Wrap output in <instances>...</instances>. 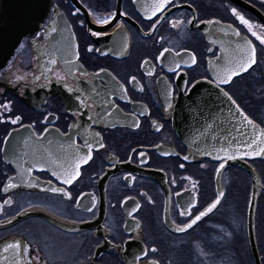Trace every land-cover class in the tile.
<instances>
[{"label":"flooded vegetation","instance_id":"1","mask_svg":"<svg viewBox=\"0 0 264 264\" xmlns=\"http://www.w3.org/2000/svg\"><path fill=\"white\" fill-rule=\"evenodd\" d=\"M141 1L140 7L134 0H54L70 25L74 43L67 45L55 36L50 13L0 71V83L14 88L0 91V222L33 208L75 224L93 225L66 231L30 215L0 227V244L16 237L26 246L30 242L24 254L30 264H151L153 260L256 264L255 256L264 264V159L249 155L238 157L241 165L228 163L225 143H218V152L205 155L183 142L172 122L179 93L205 80L236 101V115L238 105L255 127L264 128V45L231 13L236 8L254 25L264 26V0H173L175 6L151 23L145 19L151 14L145 13L151 0ZM113 12L108 24L97 22ZM176 21L181 23L173 27ZM229 25L253 41L258 62L218 87L217 70L236 46ZM165 49L169 51L162 56ZM193 55L196 64L191 63ZM48 56V68H41ZM52 81L66 84L71 93L65 100L56 92L41 101L28 100L29 94ZM210 115L212 123L225 118L219 110ZM17 116L21 120L12 124ZM216 130L222 134L221 126ZM216 130L212 124V134ZM20 139L33 147L30 157L45 156L47 161L23 178L21 166H30L29 159L12 163L22 155ZM86 143L92 145V159L81 165V175L72 185L63 184L62 177L52 175L59 171L53 161L71 162L76 148L86 158ZM9 178L17 187L5 192ZM51 188H63L71 198ZM253 188L251 241L248 203ZM218 196L220 202L212 212L186 232L175 231L176 225L190 222L179 215L182 209L194 218ZM9 199L11 203L5 204Z\"/></svg>","mask_w":264,"mask_h":264},{"label":"water","instance_id":"2","mask_svg":"<svg viewBox=\"0 0 264 264\" xmlns=\"http://www.w3.org/2000/svg\"><path fill=\"white\" fill-rule=\"evenodd\" d=\"M233 1L241 3L239 0ZM72 2H77V0H72ZM134 2L140 7L143 4L141 0H134ZM154 2L155 0H151L150 5ZM247 7L250 8L249 6ZM251 10L259 15L257 11L252 8ZM50 13H52L51 21L56 24V27L52 26V29L55 28L56 30L55 36L63 39L65 44L72 45V43H74V37L70 30V25L65 16L56 9L53 0H0V71L14 55L22 40L34 35L42 27L44 20ZM225 28L227 29V27ZM233 39L236 38L233 36ZM50 60V56H48L47 59L43 58L40 63L41 68L47 69V63H49ZM47 77L48 75L44 78L47 79ZM10 88H12L11 85L5 82L0 83V91ZM10 90H14V88ZM52 92L58 93L64 100L65 97L71 93L66 90L65 83L52 81L51 84L46 82V84L43 87L38 88L35 93L29 94L28 100L41 101ZM28 93L31 92L27 91V94ZM235 108L236 106L231 103L228 96H225L222 91L216 89L214 84L205 80H199L190 85L185 94L181 92L179 93L172 112L173 127L183 142H185L191 149H199V152H203L205 155H207L209 151L218 152V149L220 148L217 146L218 143H225L224 148L230 150V153L224 156L227 159V162L239 164L237 159L241 155L233 149L239 147L245 142H250L253 138V132L255 131L259 134V130L264 128H253V125H245L242 122L243 118L240 115H236ZM212 110H215L216 112L217 110L221 111L225 118L221 121L216 120L215 123H212L209 117L211 116L210 113ZM212 124L214 125L215 130L221 126L223 129L222 134H218L217 130L215 131V134H212ZM223 136H225V139L222 138ZM211 142H214L213 147L209 145ZM18 146L22 155L17 158L14 157L12 163H17L16 159H21L22 157L29 159L26 162L28 165H30V162H34L33 156L30 157L32 153L31 151L33 150L30 142L25 139H20L18 141ZM246 150L248 151L246 148L242 149V151ZM230 156L235 158H229ZM259 157L264 159V156ZM43 159L45 160L46 157L43 156ZM19 164H21V162H19ZM254 190L255 188L252 190L248 203V231L251 241L253 239V215L256 202ZM30 215L40 216L50 224L66 231L87 229L93 226L88 223L75 224L73 222L62 220L53 214L28 208L8 220L0 222V227L16 223ZM15 240H19V238L16 237L14 239L9 238L4 240L0 244L1 251L6 244ZM0 257H4L3 264H15V261L20 259L19 257H14L12 253H3ZM255 261L256 264H260L258 256H255ZM30 262H32L30 259L23 256L21 264H30ZM34 264L38 263L34 262Z\"/></svg>","mask_w":264,"mask_h":264},{"label":"snow or ice","instance_id":"3","mask_svg":"<svg viewBox=\"0 0 264 264\" xmlns=\"http://www.w3.org/2000/svg\"><path fill=\"white\" fill-rule=\"evenodd\" d=\"M170 6H175L173 4V0H155L153 4H151L149 7L145 8V13L150 11V15H145V19L148 22H152L153 18L157 17L159 14V17H163L165 12L169 11ZM232 15L239 21V23L247 29V32L250 33L251 37H254L256 41L259 42L260 45H264V26H259V25H254L252 22H250L248 19L245 18L244 15H242L240 12L237 11L236 8L231 9ZM116 15L115 12L111 13L108 17L104 19H98V23L101 24H108L112 18ZM124 15H127V13H124ZM159 23V19H157L156 23L152 24V28L155 29L157 27V24ZM181 22L176 21L172 24L173 27H177ZM189 24L193 23V21H188ZM210 23H219V21L211 22ZM121 25H117V28H120ZM231 29L232 35L236 38V46L234 49V54L231 56V58L228 59L227 63L219 68L217 70V75H216V81H218L217 86L219 87V84H229L234 77L239 76L241 73H246L248 72L258 61H257V51L256 47L253 44V41L249 39L248 37L244 36L239 29L232 28L231 25L228 26ZM255 28H260V31L254 30ZM55 31V29H52ZM93 35H100V33H93ZM210 50V49H209ZM89 51H92L91 48H89ZM169 49H165L164 52L161 53L163 56L164 53L168 52ZM196 57L193 55L191 57V63L196 64ZM52 63L54 64L55 61L53 60ZM147 63V61H145ZM143 66V65H142ZM179 67V65H177ZM103 71V69L101 70ZM172 71V69H170ZM151 74V73H149ZM82 75H86V73H82ZM19 79V77H18ZM132 82L135 81V77L131 78ZM214 81V83L216 82ZM123 88V86H121ZM225 96H228L227 92L223 93ZM228 99L231 101L232 104H236V101L233 100L230 96H228ZM83 103V101H82ZM85 106H87L85 104ZM114 106V105H113ZM5 108H8L7 105L4 106ZM237 112L239 115L243 118L242 122L245 125H253V128H255L254 121L250 120L247 116L244 115L242 111H240L239 106L237 105ZM91 119V117H90ZM21 120L20 116L15 117V119L11 120L12 124H17ZM138 126V124L136 125ZM31 127V126H30ZM45 132L48 131L47 128L44 129ZM12 135V133H9L8 136L4 138L5 142L9 140V137ZM32 136H36L35 133L31 134ZM98 135V134H97ZM39 137H37V140ZM85 147L88 148V153L86 154V158L79 156L78 153L80 151L79 148H76L75 153L72 154V160L69 162V160H60L56 159L53 162L55 163L57 169L59 171H53L52 175L56 176L58 179L61 177L63 178V184L67 185H72L74 181L77 180V178L81 175L80 168L82 164H86L90 159H92V145L90 144H85ZM100 147H103L101 144ZM248 149V151H242V149ZM234 151H237L240 153L241 156H264V129L259 130V134H257L255 131L253 132V138L250 140V142H245L239 147L233 149ZM221 151L227 152L226 149H221ZM48 157H52V153L48 152ZM229 158L234 159L235 157L230 156ZM185 160L188 159L187 156L184 157ZM219 159V157H217ZM47 163L41 157L40 160H35L34 162H30V166L24 168L21 166L22 171L20 173L21 177L23 178L25 174L27 176H31L33 173L34 168L38 164H43ZM183 167V165H181ZM224 167L223 164L220 165V169ZM220 169H217L219 172ZM41 171H44L45 169L43 167L40 168ZM31 186V181H25ZM17 187L16 184L11 182V178H9V183L6 185L4 191L7 192L9 188H15ZM50 191L52 192H60L63 193L64 195L68 196L71 198L70 193L65 192V189L63 188H51ZM224 193H220L219 196H223ZM219 196L215 201H213L209 206L204 210L201 211L198 215H196L194 218H192L189 215V212L187 209H182L179 212L180 216H187L189 218V223L183 224V226L176 225L175 226V231L176 232H186L188 229H191L193 225H195L198 221L201 220L202 217L206 216L208 213L212 212L213 209L217 207V205L220 202ZM11 200H6L5 204H10ZM139 207V205H137ZM193 207L192 205H189V208ZM0 209H2V206H0ZM136 209H133L135 211ZM89 212H91V209H88ZM131 215V213H129ZM175 223V222H173ZM139 227V225H137ZM30 247V242L28 246H25V242L21 240H15L11 243H8L4 246L3 248V253H12L14 257H19V260L15 261V264H21V261L23 259L24 254L28 253V249ZM157 249L153 247L151 249V252L155 253ZM145 257L148 255L147 252L144 253ZM3 259L4 257H0V264H3ZM136 259H139L137 257ZM151 264H158V261L153 260L151 261Z\"/></svg>","mask_w":264,"mask_h":264},{"label":"bare ground","instance_id":"4","mask_svg":"<svg viewBox=\"0 0 264 264\" xmlns=\"http://www.w3.org/2000/svg\"><path fill=\"white\" fill-rule=\"evenodd\" d=\"M86 2H88V3H92V0H85Z\"/></svg>","mask_w":264,"mask_h":264}]
</instances>
